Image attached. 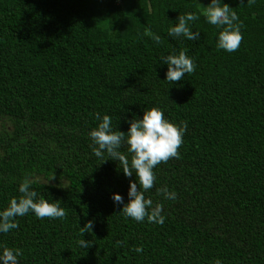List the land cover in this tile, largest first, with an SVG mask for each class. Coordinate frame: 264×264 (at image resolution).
Listing matches in <instances>:
<instances>
[{
	"label": "trees",
	"instance_id": "16d2710c",
	"mask_svg": "<svg viewBox=\"0 0 264 264\" xmlns=\"http://www.w3.org/2000/svg\"><path fill=\"white\" fill-rule=\"evenodd\" d=\"M210 2L0 0V210L29 177L37 199L67 212H29L0 233V246L22 250L19 264H264V0H221L243 22L231 53L200 14ZM187 12L199 15L189 22L199 40L169 37ZM181 50L196 69L169 83L161 58ZM152 107L187 122L180 157L157 165L144 193L163 205L162 225L119 212L111 197L127 203L135 173L125 177L107 153L97 158L88 135L96 113L126 133ZM127 147L119 151L130 158ZM164 186L175 200L157 194ZM82 238L92 246L79 247Z\"/></svg>",
	"mask_w": 264,
	"mask_h": 264
},
{
	"label": "clouds",
	"instance_id": "9594fccd",
	"mask_svg": "<svg viewBox=\"0 0 264 264\" xmlns=\"http://www.w3.org/2000/svg\"><path fill=\"white\" fill-rule=\"evenodd\" d=\"M255 0H247L249 6L253 5ZM243 4V0H241ZM207 22L215 26L218 31L217 48L226 52H235L239 49L243 36L241 28L243 22L232 8L222 3L221 0H211V2L200 13ZM199 19V15L194 12H187L179 15L178 23L169 27V37H184L190 41H196L200 38L198 31H193L189 27V22ZM151 39L157 45L161 41L159 35L152 34ZM163 64L167 65L165 80L169 83L179 82L184 79L186 74H192L196 69V64L192 58L186 54V50H181L178 54L172 53L161 58ZM95 119L99 121L98 125L89 133L94 147L93 154L105 162V153L107 156L119 162L125 177H132L135 173L136 180L129 181L128 202L124 198L114 193L112 200L117 205H123L119 212L125 218H131L136 222H144L162 225L165 217L162 215L163 205L157 203L153 205L150 198H146L144 193L151 190L156 181L154 168L167 163L170 159L180 157L179 149L183 145V137L187 131V122L181 121L176 125L165 118L162 109L157 107L145 108L143 117L127 121L130 125L128 131L121 132L113 130L111 117L104 115L102 118L99 113L95 114ZM123 144H127L125 155L119 149ZM54 178V175L52 179ZM37 180L25 177L19 184L18 198H12L9 204L3 210H0V233H8L12 229L19 227L16 217H22L29 212L39 219H61L67 218L66 210L61 207L60 202L50 203L43 197L37 199L38 193L33 190L32 185ZM157 194L163 195L165 199L175 200L177 193L169 191L167 186L156 189ZM94 227L92 220L87 221L83 227H80V234L91 232ZM81 248L87 249L92 246V241H86L83 238L76 241ZM117 246H123V241H116ZM2 247L0 252V261L3 264H19L18 257L23 255L21 249H12L6 246ZM133 251L140 253L143 246L134 247ZM214 264H222L220 259H216Z\"/></svg>",
	"mask_w": 264,
	"mask_h": 264
}]
</instances>
